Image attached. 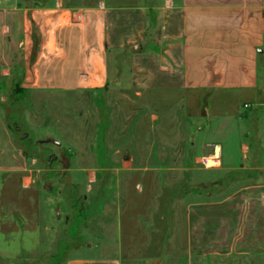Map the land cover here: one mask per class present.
<instances>
[{
  "label": "crops",
  "instance_id": "crops-1",
  "mask_svg": "<svg viewBox=\"0 0 264 264\" xmlns=\"http://www.w3.org/2000/svg\"><path fill=\"white\" fill-rule=\"evenodd\" d=\"M112 58L115 75L126 64L144 89L185 96L217 165V194L187 208L185 264H264V0H0V91L102 90Z\"/></svg>",
  "mask_w": 264,
  "mask_h": 264
},
{
  "label": "rangeland",
  "instance_id": "rangeland-1",
  "mask_svg": "<svg viewBox=\"0 0 264 264\" xmlns=\"http://www.w3.org/2000/svg\"><path fill=\"white\" fill-rule=\"evenodd\" d=\"M128 69L98 91L2 81L0 264H185L187 208L217 194V165L203 163L185 96L144 89Z\"/></svg>",
  "mask_w": 264,
  "mask_h": 264
},
{
  "label": "water",
  "instance_id": "water-1",
  "mask_svg": "<svg viewBox=\"0 0 264 264\" xmlns=\"http://www.w3.org/2000/svg\"><path fill=\"white\" fill-rule=\"evenodd\" d=\"M50 142H54L53 140H49ZM56 144H58V142H55Z\"/></svg>",
  "mask_w": 264,
  "mask_h": 264
},
{
  "label": "built area",
  "instance_id": "built-area-1",
  "mask_svg": "<svg viewBox=\"0 0 264 264\" xmlns=\"http://www.w3.org/2000/svg\"><path fill=\"white\" fill-rule=\"evenodd\" d=\"M205 161H206V159H204V162H203L204 164H205ZM205 165H206V164H205Z\"/></svg>",
  "mask_w": 264,
  "mask_h": 264
},
{
  "label": "trees",
  "instance_id": "trees-1",
  "mask_svg": "<svg viewBox=\"0 0 264 264\" xmlns=\"http://www.w3.org/2000/svg\"><path fill=\"white\" fill-rule=\"evenodd\" d=\"M18 81V83H20V80H17Z\"/></svg>",
  "mask_w": 264,
  "mask_h": 264
}]
</instances>
